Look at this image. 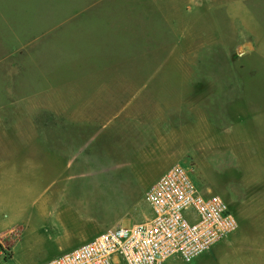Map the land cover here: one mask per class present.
<instances>
[{"label":"rangeland","instance_id":"374dc122","mask_svg":"<svg viewBox=\"0 0 264 264\" xmlns=\"http://www.w3.org/2000/svg\"><path fill=\"white\" fill-rule=\"evenodd\" d=\"M154 115L187 128L176 163L232 209L233 176L264 172V0H0V264L51 259L28 222L49 200L91 231L150 218L159 167L118 133ZM256 245L165 264H264Z\"/></svg>","mask_w":264,"mask_h":264},{"label":"built area","instance_id":"2783aa9c","mask_svg":"<svg viewBox=\"0 0 264 264\" xmlns=\"http://www.w3.org/2000/svg\"><path fill=\"white\" fill-rule=\"evenodd\" d=\"M192 175L188 166H171L143 193L150 218L106 229L41 264H165L173 256L190 263L238 228L226 200L203 193Z\"/></svg>","mask_w":264,"mask_h":264},{"label":"crops","instance_id":"0c3cea01","mask_svg":"<svg viewBox=\"0 0 264 264\" xmlns=\"http://www.w3.org/2000/svg\"><path fill=\"white\" fill-rule=\"evenodd\" d=\"M137 119L136 123L133 124L134 130L131 129L132 131H129L128 128L122 131L121 128L120 133H118L120 141H126L125 143L128 144L120 145L123 149L120 150L119 147L118 152H122V158H129V161H135L145 169H148L149 167H159V173L155 175L152 182L148 185L150 186L161 177L168 168L175 164H181L176 163V156L181 153L185 155L188 152L185 150V145H187V147L189 145V142H187L188 135L186 134L187 128L179 126L178 129L173 131L169 126L167 127L165 135L164 130L166 129L160 124V119L156 115H154L152 119H148V117L144 116L141 118L138 117ZM217 120L218 119H216V121ZM181 124L182 122L180 123V121H178V125ZM106 126L107 125H105V128ZM170 129L172 132H170ZM177 130L180 131L179 135H177L178 139L175 135ZM66 136H68V134H66ZM132 137H142V144L139 143V145L138 143L135 144L128 142ZM149 139L152 140L151 144L146 143ZM62 140L64 144L65 138L62 137ZM210 144L213 143L211 142ZM65 146L66 147L62 151L65 156L64 159L74 161V153H77V151L72 152L70 151L69 146ZM129 149H131V151ZM232 155L236 156L235 154ZM233 156L232 161H235V157ZM239 160L236 161L239 162ZM231 168L237 169V166L232 163ZM238 175L237 178L233 176V179H236L233 184H238V186L233 185V191L237 195V198L234 201L236 204L233 203L232 207V209L239 215L238 228L227 238L215 244L208 252H215L220 250V248H223V251L225 248L230 250L229 252L231 253L228 254H232L236 250H251L258 241L260 242L259 245H256V248L259 247V249L264 250V172H248V176L246 177L243 176V173H238ZM243 177L247 180H243V183H241L240 179ZM38 213L40 214L38 224L36 219L33 221V216L29 214V226H31V230L33 231L35 230L34 227L36 225L40 235L38 237V242H42L44 246L55 251L54 254L49 256L50 258L57 257L62 253L71 251L76 247L91 241L103 231H91L90 225L83 221V219H78L74 217L72 213L63 210L62 206L58 204V200H49L45 204H42ZM8 240L10 249L11 238H8ZM254 241L256 242L253 245ZM200 257L201 255L196 259ZM177 259L179 258L177 257Z\"/></svg>","mask_w":264,"mask_h":264}]
</instances>
